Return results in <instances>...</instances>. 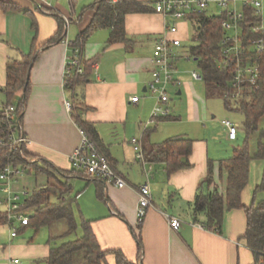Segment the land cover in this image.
Returning a JSON list of instances; mask_svg holds the SVG:
<instances>
[{"label": "crops", "instance_id": "0c3cea01", "mask_svg": "<svg viewBox=\"0 0 264 264\" xmlns=\"http://www.w3.org/2000/svg\"><path fill=\"white\" fill-rule=\"evenodd\" d=\"M143 1L151 3L150 11L126 15L129 41L108 43L111 27L96 28L87 36L80 46L87 73L84 81L70 91L65 85V68L74 45H67L66 41L74 42L90 25L97 9L96 0H0V94L3 92L6 100L8 61L20 59L34 47L39 49L29 75L23 130L30 139L28 149L37 157L36 161H45L56 171L65 172L57 173L62 180L71 183V191L64 199L74 200L78 234L80 228L83 234V222L90 221L102 248L121 250L133 263L140 260L141 264H253L254 253L244 238L247 214L243 208L225 212L222 233L204 226V213L194 215L193 212L196 195L209 172L210 160L215 162L216 182L223 190L227 185V174L220 177L217 164L225 151L220 149L221 154L215 148L211 150L210 139L193 132V126H199L203 116L194 97L203 81L194 80L192 75L176 76L182 81L175 87L176 93L186 96L188 102L186 116L181 121L184 125H172L181 116L171 112L175 118L146 126L156 102L149 88L154 43L164 32L167 19L154 10L153 0ZM238 8L243 9V6L239 4ZM262 12L264 26V3ZM58 18L64 23L62 40L42 49L57 32ZM193 25L189 21L180 22L179 34L183 41L189 39V28L191 26L193 31ZM23 94L24 89L19 90L15 102ZM132 97L137 100H131ZM66 100L73 105H86L87 108L81 110L82 118L97 129L105 154L126 178V186L71 173L70 155L80 145L81 132L73 117V108L70 111L65 105ZM220 135L232 141L225 126ZM174 136L193 139L189 156L192 166L171 171L166 161L147 160L144 154L139 158L131 142L133 137H138L143 153L145 148L151 150ZM27 174L25 171L13 183L14 191L26 192L24 199L35 187L48 182L46 175L39 174L42 176L40 184L32 189L27 186L26 190V184L21 181ZM145 182L150 184L153 206L139 225V189ZM258 183L251 185L249 179L242 195L244 204L252 203ZM0 195L3 196L1 192ZM263 197L262 193L257 196L258 199ZM0 211L6 212L4 205L0 204ZM169 215L182 221L179 230L170 227ZM60 222L36 228L16 221V236H12V226L7 220L0 223V264H47L52 247L76 239L75 232L66 235L67 223ZM136 234L142 237L141 250ZM107 260L109 264H116L114 254H108Z\"/></svg>", "mask_w": 264, "mask_h": 264}, {"label": "trees", "instance_id": "16d2710c", "mask_svg": "<svg viewBox=\"0 0 264 264\" xmlns=\"http://www.w3.org/2000/svg\"><path fill=\"white\" fill-rule=\"evenodd\" d=\"M5 7L9 4L3 3ZM96 13L90 25L80 33L79 37L72 42L74 46H83L87 36L96 28L111 27V34L108 43L129 41L126 29L125 18L130 12H146L151 10V3L143 0H120L117 3L112 0H96ZM93 5V6H94ZM245 20L242 22L243 44L260 37L262 33L254 32L250 22L261 20L255 14L253 6H243ZM224 15H193V40L194 44L189 47L191 58L198 62L199 69L204 75L205 90L207 97H221L228 109L240 111L244 116V129L247 138L242 145L234 146L231 157L218 161L220 177L227 174L226 189L223 190L215 180V162L210 160L207 177L200 185V190L194 201V215L204 213L206 219L204 226L218 233L223 232L224 216L227 210L243 208L247 214V229L244 234L248 247L253 251L255 261L253 264H264V197L258 199V194L264 195V168L262 179L254 190V198L250 205L242 201V195L249 183L251 162L255 159L264 161V128L261 121L264 119V52L259 60L260 74L257 84L253 87H245L242 94L235 97L236 90L231 85L233 79V66L221 64L222 47L221 41L224 37L222 21ZM57 32L46 42L42 49L53 43L62 40L64 36V23L61 18ZM36 27V24H34ZM39 55V49L33 50L20 59L12 58L7 63L8 81L4 87L6 100L3 105H14L18 118L23 126V111L25 99L30 86L29 75L31 67ZM87 64V68L88 65ZM86 65V63H85ZM86 68V69H87ZM87 70L84 74H72L65 79L66 88L73 91L76 86L84 81ZM24 89V94L18 102H15L17 92ZM87 108L84 103L73 105V117L78 125L83 128L90 138L97 144L98 148L105 154V146L95 126L82 118L81 110ZM173 115L161 116L158 121L173 119ZM9 120L5 118L4 111L0 107V170L8 165L22 166L26 171L44 174L48 182L35 187L27 198V205L33 209L30 223L40 228L54 222L64 220L67 223L66 235L76 231L78 224L75 218L73 202L71 198L64 197L71 191L72 185L67 180H62L57 170L49 163L37 162L36 156L32 154L28 145L13 146L10 140ZM259 132L257 147L252 151L250 138L253 133ZM193 139L183 136L168 138L163 143L151 150H143L147 160L166 161L171 171L192 166L189 156L192 152ZM108 158L109 155L105 154ZM84 175L88 178L102 180L88 174L85 171L71 170V173ZM105 181V180H102ZM106 182V181H105ZM204 187H207L205 190ZM103 195V189H100ZM7 213L0 211V223L6 222ZM83 234L73 240L66 241L51 248L47 264H109L108 254H114L116 264H141L140 260L133 263L126 258L121 250H106L92 229L90 221L82 224ZM138 248L141 250L142 237L136 234Z\"/></svg>", "mask_w": 264, "mask_h": 264}, {"label": "built area", "instance_id": "2783aa9c", "mask_svg": "<svg viewBox=\"0 0 264 264\" xmlns=\"http://www.w3.org/2000/svg\"><path fill=\"white\" fill-rule=\"evenodd\" d=\"M120 0H112L117 3ZM264 0H153V8L167 19L164 32L155 39L153 51L152 80L149 83L151 92L156 96L155 106L151 117L146 122V126L156 123L161 116L171 114V109L167 106L169 102L168 89L170 85L177 87L181 80L175 76L177 70L176 62L181 57L178 50L183 45V37L180 33V22L189 21L193 23L192 16L197 14H209L212 5L223 11L216 15H224L222 26L225 31L221 41L222 58L221 64L233 66V79L231 85L235 88V97H239L245 87H253L257 84L260 74L259 60L264 52V35L262 24V8ZM253 6L255 14L261 20L250 22V27L254 32L262 33L260 37L243 44L242 22L245 20L243 9L238 5ZM67 45H72L66 41ZM190 55V54H189ZM191 57V56H190ZM65 78L72 74H84L85 63L80 46H72V54L66 61ZM191 75L196 81H204L202 71L193 70ZM131 100H137L132 97ZM68 110L72 111L73 104L70 100L65 101ZM0 107L4 111V116L9 120L10 140L13 146L28 145L30 139L24 133L23 126L18 118V113L14 105ZM223 125L228 131L230 140H237L239 125L231 120L224 119ZM80 145L71 153L70 162L72 169L85 171L88 174L113 183L116 186L124 187L128 184L126 178L114 167L109 158L98 148L97 144L90 138L87 132L80 127ZM138 157L143 158L142 148L138 137L131 139ZM25 168L8 164L0 170V204L5 206L7 221L12 226V236L17 235L16 221L21 225L30 223L33 209L27 205V199L23 198L19 192L13 190V183L25 173ZM26 194V192H24ZM153 206V198L149 182L140 186L137 206V220L141 225L148 210ZM170 227L179 230L182 221L176 216H168ZM202 226L201 224H199Z\"/></svg>", "mask_w": 264, "mask_h": 264}, {"label": "rangeland", "instance_id": "374dc122", "mask_svg": "<svg viewBox=\"0 0 264 264\" xmlns=\"http://www.w3.org/2000/svg\"><path fill=\"white\" fill-rule=\"evenodd\" d=\"M223 10L218 8L217 6L212 5L210 12L214 15L221 13ZM264 28V26H263ZM193 31L192 27L189 28V39L183 41L182 47L178 50L179 55L181 56L177 62V70L175 71V76L179 74H186L189 77L191 76V72L193 70H199L198 62L194 60V58L190 57L189 47L194 44L193 40ZM169 93V102L167 106L171 109L172 114H176L177 116H181L180 119L174 120V124L172 125H184L181 124L185 118L186 107L188 106L187 97L182 95L179 96L176 93L175 87L170 85L168 89ZM3 92L0 94V103L5 100ZM156 98V96L154 95ZM195 100L201 106L203 111V116L201 117V123L198 125H194L193 132H198L199 135L205 136L207 139L211 141V150L215 148V150L221 153L225 151L224 157L221 159H226L231 157L233 153V147L242 145L247 138L246 131L244 129V116L238 110L228 109L225 106V102L221 97H207L205 84L201 83L198 86L197 94L194 95ZM2 104V103H1ZM155 106V104H154ZM153 106V108H154ZM152 108V110H153ZM152 113V112H151ZM151 117V115H150ZM149 117V118H150ZM224 119L231 120L239 125V136L237 140L229 141L224 136L220 135V131L224 132V126L222 121ZM261 126L264 128V119L261 121ZM204 131V132H203ZM259 138V132H255L252 134L250 138V147L252 151H254L257 147V142ZM221 145V146H220ZM221 149V150H220ZM219 153V154H220ZM222 154V153H221ZM224 154V153H223ZM264 168V161L255 159L251 162L250 166V183L251 185H255L257 182H260L262 179ZM27 175H24L25 178H22L21 184L24 183L25 189H32L34 186L40 184L41 175H37L35 172L27 171ZM27 190V189H26ZM25 196L24 193H20ZM60 223H66L64 220H61ZM62 225V224H59ZM81 227V226H80ZM77 230V229H76ZM74 238H77L79 235H82L81 228L75 231ZM78 235V236H77Z\"/></svg>", "mask_w": 264, "mask_h": 264}]
</instances>
